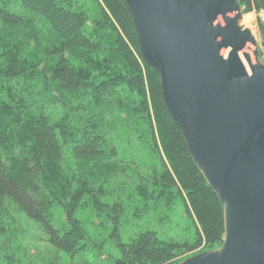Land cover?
Wrapping results in <instances>:
<instances>
[{
  "label": "trees",
  "instance_id": "16d2710c",
  "mask_svg": "<svg viewBox=\"0 0 264 264\" xmlns=\"http://www.w3.org/2000/svg\"><path fill=\"white\" fill-rule=\"evenodd\" d=\"M237 1L244 13L264 11V0ZM259 34L264 47L261 25ZM132 141L152 156V176L123 150ZM123 193L145 209L179 198L196 224L194 244L166 242L152 231L123 243L116 231ZM10 205L70 258L102 248L77 216L83 206L113 226L119 256L112 264H177L220 246L222 208L165 109L124 0L0 6V231L11 220ZM52 205L64 215L60 227L50 218ZM14 254L0 264H24Z\"/></svg>",
  "mask_w": 264,
  "mask_h": 264
},
{
  "label": "water",
  "instance_id": "95a60500",
  "mask_svg": "<svg viewBox=\"0 0 264 264\" xmlns=\"http://www.w3.org/2000/svg\"><path fill=\"white\" fill-rule=\"evenodd\" d=\"M142 60L223 211L219 247L178 264H264V64L237 0H124Z\"/></svg>",
  "mask_w": 264,
  "mask_h": 264
},
{
  "label": "rangeland",
  "instance_id": "374dc122",
  "mask_svg": "<svg viewBox=\"0 0 264 264\" xmlns=\"http://www.w3.org/2000/svg\"><path fill=\"white\" fill-rule=\"evenodd\" d=\"M5 4L10 5L12 9H18L20 0H0V6ZM261 13L264 11L257 13L242 11V25L254 35L259 51V60L264 64V47L261 45L259 34V25L261 24L258 21L259 16H262ZM122 148L126 151V155H131L138 161L139 171L144 176H152L147 175L149 171L152 172V156L142 144L132 141L123 145ZM155 175H160L159 167ZM131 180L130 185H136L138 182L135 178ZM119 196L120 203L123 205L121 200L123 199L124 205L116 231L123 243H130L145 231L155 232L161 240L166 242L194 244L196 241V224L186 214L184 205L179 198L175 197L165 206H161L162 203L164 204V201L161 200L158 205L145 209L140 207L138 198L134 195L123 193ZM9 211L11 220L2 223L5 230L0 231V263L3 262L6 255L15 252L13 255L15 259L24 264H112L113 260L119 256L116 241L111 239L114 232L113 226L101 216L97 217L91 207H81L77 216L84 222L90 237L95 238L98 244L101 243L102 248L95 252L86 249L71 258L50 246L39 225L27 218L17 207L10 205ZM50 218L56 227L61 226L64 215L59 206H51ZM196 253L195 251L185 254L180 262L199 254Z\"/></svg>",
  "mask_w": 264,
  "mask_h": 264
},
{
  "label": "built area",
  "instance_id": "2783aa9c",
  "mask_svg": "<svg viewBox=\"0 0 264 264\" xmlns=\"http://www.w3.org/2000/svg\"><path fill=\"white\" fill-rule=\"evenodd\" d=\"M262 16H259V23L264 26V13H261Z\"/></svg>",
  "mask_w": 264,
  "mask_h": 264
}]
</instances>
